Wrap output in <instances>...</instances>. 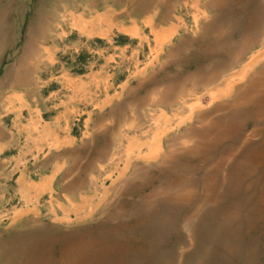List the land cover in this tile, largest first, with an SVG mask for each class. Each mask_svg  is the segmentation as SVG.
Here are the masks:
<instances>
[{
    "label": "rangeland",
    "instance_id": "obj_1",
    "mask_svg": "<svg viewBox=\"0 0 264 264\" xmlns=\"http://www.w3.org/2000/svg\"><path fill=\"white\" fill-rule=\"evenodd\" d=\"M211 1L173 0L161 21L160 6L136 13L129 0H0L4 121L12 117L5 115L8 98L23 94L41 104L62 66L80 73L77 56L83 63L88 48L107 41L131 47L120 67L129 78L123 103L105 116L114 124L105 126L78 157V180L72 182L78 189L69 190L98 198L109 188L110 201H61L70 221L60 223L49 216L14 222V204L0 201V264H59L65 259L63 264H264V216L253 213L264 164L242 176L239 191L235 187L238 163L264 139L252 134L258 127L264 131V120L252 119L256 105L218 110L236 98L237 88L245 84L240 75L264 51V45L254 44L233 63L239 43L252 37L251 27L262 18L258 10L264 9V0H228L209 7ZM105 13L113 16L110 24L88 35L72 25V16L90 20ZM257 26L254 39L260 40L263 18ZM231 84L239 85L230 91ZM161 114L168 116L166 131L171 132L156 141L163 131ZM239 116L247 121L241 135L223 139L227 129L234 132ZM207 128L209 138L204 139ZM121 134L148 143L141 155L153 156L159 143L164 155L157 161L134 160L138 152H126ZM233 147L238 153L230 162ZM110 172L114 175L107 177ZM251 183L254 190L248 189ZM12 249L18 250L13 262Z\"/></svg>",
    "mask_w": 264,
    "mask_h": 264
},
{
    "label": "crops",
    "instance_id": "obj_2",
    "mask_svg": "<svg viewBox=\"0 0 264 264\" xmlns=\"http://www.w3.org/2000/svg\"><path fill=\"white\" fill-rule=\"evenodd\" d=\"M129 48L114 41L88 48L83 63L77 56L76 68L80 73L62 66L51 79L41 104L28 100L23 94L7 99L5 115L12 117L6 121L0 117V201H12L16 207L14 222L38 221L43 216H50L52 223L67 222V209L64 210L61 201H110L109 188H104V195L98 198L83 193L75 195L69 190L78 189L75 182L72 183L78 180V157L100 136L105 126L114 124L105 116L123 103L129 78L125 73L127 69L120 67L126 58L124 52ZM159 117L160 123L164 121L163 131L157 132L156 141H162L161 135H165L163 132L169 123L167 115ZM130 125L132 129L134 125ZM121 139L128 143L126 152L134 156L138 152L134 160L157 161L164 155L160 143L153 156L141 155L147 142L127 134H121ZM113 175L110 172L107 177ZM58 210L64 213L59 215Z\"/></svg>",
    "mask_w": 264,
    "mask_h": 264
},
{
    "label": "bare ground",
    "instance_id": "obj_3",
    "mask_svg": "<svg viewBox=\"0 0 264 264\" xmlns=\"http://www.w3.org/2000/svg\"><path fill=\"white\" fill-rule=\"evenodd\" d=\"M76 1V0H74ZM136 1L137 0H129V7H132V11L133 12H136V13H142L144 12L145 10H148V9H152V7L158 5L160 6L162 9H163V12L164 14L161 16V21L167 19L168 15H169V12L171 10V8L174 6L173 4V0H141L140 1V4L136 7ZM228 0H212L210 2V4L208 5L209 7H221V6H224L226 3H227ZM48 2V0H47ZM54 3V1H53ZM205 3V2H204ZM52 4V3H51ZM207 4V3H206ZM262 4H263V8H264V1H262ZM110 5V4H109ZM201 5V4H200ZM37 6V5H36ZM49 6V5H48ZM51 6V5H50ZM82 7V6H81ZM115 7V6H114ZM207 7V6H206ZM51 8V7H50ZM112 8V7H111ZM191 8V7H190ZM201 8V7H200ZM204 8V7H203ZM49 9V8H48ZM109 9V8H108ZM116 10V9H115ZM151 11V10H150ZM70 12V11H69ZM93 12V11H91ZM104 12V11H103ZM47 13V12H46ZM71 13V12H70ZM82 13V12H81ZM176 13V12H175ZM148 14V13H147ZM156 14V12H155ZM258 14L260 16H262L263 20H264V9L263 10H258ZM60 15V14H59ZM62 15V14H61ZM91 16V15H90ZM89 16V17H90ZM153 16V15H152ZM173 16V15H172ZM64 17V16H63ZM29 18V17H28ZM27 18V19H28ZM31 18V17H30ZM71 18V17H70ZM113 18L112 15H109V14H102V15H95L94 17H92L90 20H86L85 19V16L82 15V16H72L71 20H72V25L77 27L79 30H81V32L85 35H88L90 34V32L94 31L97 29V26H108L111 22V19ZM261 18V20H262ZM67 19V18H66ZM131 19V18H130ZM147 19V18H146ZM151 19V18H150ZM174 19V18H173ZM144 20V19H143ZM172 20V18H171ZM176 21V19H174ZM257 20V25H259V22H261L260 18H256ZM206 21V20H205ZM209 21V20H208ZM129 22V21H128ZM148 22V21H146ZM172 22V21H170ZM56 23V22H55ZM69 23V22H68ZM151 23V21H150ZM166 23V22H165ZM229 23H227L226 25H228ZM69 25V24H68ZM170 25V24H169ZM257 25H253L251 27V31H250V36L252 37H249L248 38H245L243 41H241V43H239L238 45V48H237V54L233 60V63H237L242 57L243 55L245 54V52L250 48L252 47L254 44H262L264 45V36H261V41L258 40V39H254V35L256 34L257 30H259V26ZM70 26V25H69ZM125 25H123L124 27ZM141 26V25H140ZM60 27V25H59ZM163 27V26H162ZM72 28V27H71ZM110 28V26L108 27ZM173 28V27H172ZM228 28V27H227ZM140 29V28H139ZM138 30V29H136ZM220 30V29H219ZM228 30V29H227ZM106 31V30H105ZM115 31V30H114ZM175 31V30H174ZM218 31V29H217ZM125 32V31H124ZM141 32V31H140ZM151 32V31H150ZM161 32V31H160ZM264 32V31H263ZM94 33V32H93ZM92 33V34H93ZM15 34V33H14ZM172 34V32H171ZM94 35V34H93ZM151 35V34H150ZM177 35V34H176ZM179 35V34H178ZM161 36V34H160ZM175 36V35H174ZM86 37V36H85ZM139 37V36H138ZM148 37V36H147ZM163 37V36H162ZM164 37H166L164 35ZM141 38V37H140ZM145 38V37H144ZM81 41V40H80ZM140 41V40H139ZM156 41V40H155ZM157 42V41H156ZM142 43V42H141ZM113 46V45H112ZM111 47V46H110ZM158 47V46H157ZM182 48V47H181ZM111 50V49H110ZM120 51V50H119ZM185 51V50H184ZM252 51V50H251ZM34 52V51H33ZM110 52V51H108ZM140 58V57H139ZM262 60H264V51L263 52H259L257 55H255L251 62H249L248 66L244 69V73H242L240 75V79L244 82L245 81V84L242 86V87H238V85L236 84H231L230 85V91H234L235 88H237V93H236V98L233 99L230 103H228V105L226 104V106L224 107H219L218 110H227L229 108H235L236 110H244V109H249L250 106H254L256 108L255 112H253L252 114V119L254 120H258V121H262L264 120V64L261 65V68H260V71H256V66L259 64V62H261ZM6 63V62H5ZM140 64V63H139ZM48 66V65H47ZM236 66V65H235ZM111 68V67H110ZM147 68V67H145ZM51 73V72H50ZM64 74V73H63ZM69 74V73H68ZM56 75V74H55ZM238 75V74H236ZM62 77V76H60ZM190 78V76H189ZM65 79V78H63ZM70 79V78H69ZM71 80V79H70ZM76 83V82H74ZM68 84V83H67ZM72 84V83H71ZM78 85V84H77ZM82 85V84H81ZM80 85V86H81ZM67 86V85H66ZM65 87V86H64ZM68 89V88H67ZM73 89V88H72ZM81 89V87H80ZM71 90V89H69ZM199 91V89H198ZM80 94V93H79ZM213 95V93H212ZM78 96V95H77ZM212 97V96H211ZM78 98V97H76ZM9 103V102H8ZM261 105V106H260ZM261 107V108H259ZM22 110V109H21ZM24 110V109H23ZM21 114V113H20ZM243 116V115H242ZM249 117V116H247ZM18 119V118H17ZM44 119V118H43ZM39 120V119H38ZM15 124V123H14ZM13 124V125H14ZM32 124V123H31ZM30 124V125H31ZM42 124V123H41ZM218 124V123H217ZM247 124V121H246V118H244L242 120V118L239 116V119L236 123V126H235V130L234 132L229 129H227L226 131L223 132V139L224 138H228V137H236V139H238V136L241 135L245 125ZM227 125V124H225ZM223 125V126H225ZM216 126V125H215ZM23 127V126H22ZM37 128V127H36ZM227 128V126H226ZM225 127H223V130L226 129ZM257 128V127H256ZM32 129V128H31ZM35 130V129H34ZM219 130V129H218ZM263 129H260L258 127V129H254L253 130V136L254 137H257L259 136L260 134H262V136L264 137V131H262ZM37 131V130H36ZM32 132V131H31ZM44 132V130H43ZM42 132V133H43ZM209 133V129L207 128V130L204 132V139H206L208 137V134ZM215 133V132H214ZM11 134V133H10ZM219 134V133H218ZM37 135V134H36ZM35 135V136H36ZM125 135V134H124ZM42 137V136H41ZM123 137V136H122ZM206 137V138H205ZM214 137V136H213ZM217 137V136H216ZM55 138V137H54ZM126 138V136H125ZM209 138V137H208ZM215 138V137H214ZM42 139V138H41ZM51 139V138H50ZM127 139V138H126ZM213 139V138H212ZM38 140V139H37ZM122 140V139H121ZM216 140V139H215ZM39 141V140H38ZM134 142V141H133ZM210 142V140H209ZM248 142V141H247ZM244 143V146L242 149H244L248 143ZM213 143L214 140H213ZM128 144V143H127ZM253 143H250V145H252ZM212 145V144H211ZM214 145V144H213ZM130 147V145H129ZM207 147V146H206ZM4 148V147H3ZM141 148V147H140ZM249 147L246 148V150L248 149ZM13 150V149H12ZM5 151V150H4ZM203 151V150H202ZM19 152V151H18ZM238 152L235 150V147H233L231 150H230V153L228 154V158L227 160H230L231 158L234 157L235 154H237ZM104 160V159H103ZM4 161V160H3ZM24 161V160H23ZM103 162V161H102ZM231 162V160H230ZM223 163V162H222ZM221 164V163H220ZM264 164V139L261 140L260 142H258L256 145H252L250 146V148L248 149L247 153L243 156V159L238 163L237 165V169H238V172H240V174L238 175V177L236 178V189L239 191L241 189V186H242V176H244L245 174L247 175H252L253 172L257 169H259L260 167H262V165ZM217 166V165H216ZM220 167V166H219ZM221 169V168H220ZM246 169V170H245ZM218 171V170H217ZM89 172V171H88ZM6 173V172H5ZM85 174V173H84ZM224 175V174H223ZM93 181V180H92ZM26 182V181H25ZM222 182V181H221ZM24 183V182H23ZM22 183V184H23ZM254 183H251L249 186H248V189L251 188V186L253 185ZM211 186V184H209ZM8 186V185H7ZM21 186V184H20ZM254 186H252V189H253ZM19 188V187H18ZM22 188V187H21ZM25 189V188H24ZM250 190V189H249ZM254 190V189H253ZM252 190V191H253ZM17 191V190H16ZM80 192V191H79ZM72 193V192H71ZM172 193V192H171ZM174 195V194H173ZM255 195V194H253ZM170 201H172L171 199H169ZM256 202H255V209L253 210V213L255 214H258V215H262L264 216V184H263V188L260 189V194H259V197L258 199L256 198ZM46 203V202H45ZM57 203V202H56ZM174 203V202H173ZM69 204V203H68ZM170 204V203H169ZM26 205V204H25ZM50 206V205H49ZM170 206V205H169ZM180 207V206H179ZM234 207V206H233ZM51 208V206H50ZM59 208V207H58ZM205 208V207H204ZM55 209V208H54ZM73 209V208H72ZM82 209V207H81ZM44 210V209H43ZM56 210V209H55ZM63 210V209H62ZM64 210H65V207H64ZM88 210V209H87ZM203 210V209H202ZM83 211V210H81ZM91 211V210H90ZM135 211V210H134ZM45 212V211H44ZM51 213V212H50ZM58 213V212H57ZM78 213V212H77ZM89 213V212H88ZM17 214V213H16ZM54 214V213H53ZM75 214V212H74ZM135 214V213H134ZM136 216V215H135ZM166 216V215H165ZM50 217V216H49ZM79 218V217H78ZM87 218V217H86ZM46 219V218H45ZM48 219V218H47ZM54 219H57L56 217ZM62 219V218H61ZM64 219V218H63ZM89 219V218H88ZM123 219V218H122ZM34 220V219H33ZM44 220V219H43ZM80 220V219H79ZM86 220V219H85ZM118 220V219H117ZM29 221V220H27ZM64 221V220H63ZM66 221V220H65ZM70 221V220H68ZM82 221V220H81ZM80 221V222H81ZM119 221V220H118ZM117 221V222H118ZM191 221V220H190ZM26 222V221H24ZM41 222V221H40ZM43 222V221H42ZM190 223V222H189ZM194 223V221H193ZM12 224V223H11ZM28 224V223H27ZM71 224V223H69ZM114 224V223H113ZM134 224V223H132ZM131 224V225H132ZM262 224V223H261ZM22 225V224H20ZM32 225V224H31ZM80 225V224H79ZM194 225V224H193ZM33 226V225H32ZM78 226V225H77ZM15 227V226H14ZM107 227V226H106ZM184 227V226H183ZM76 228V227H75ZM189 228V227H188ZM15 229V228H14ZM23 229V228H22ZM20 230V229H19ZM18 230V231H19ZM132 231V230H131ZM5 232V230H4ZM187 234V233H186ZM192 236V234H191ZM264 237V236H263ZM3 239V238H2ZM87 241V240H86ZM89 241V240H88ZM189 241V240H188ZM187 241V243H188ZM1 242H4L1 240ZM8 242V241H7ZM12 243V242H11ZM191 243H192V240H191ZM3 245V244H2ZM71 245V244H69ZM192 245V244H191ZM192 249V248H191ZM185 251V250H183ZM6 252V250H5ZM182 252V251H181ZM185 253V252H184ZM179 254V253H178ZM6 256V255H5ZM18 256V250L16 249H12L11 250V261H15ZM2 259V257L0 258ZM4 259H6L4 257ZM3 262V261H2ZM1 262V263H2ZM9 263V262H8ZM59 264H63V263H67V259L64 260H61L60 262H58ZM178 263V262H177ZM7 264V263H5ZM46 264H49V263H46Z\"/></svg>",
    "mask_w": 264,
    "mask_h": 264
},
{
    "label": "trees",
    "instance_id": "obj_4",
    "mask_svg": "<svg viewBox=\"0 0 264 264\" xmlns=\"http://www.w3.org/2000/svg\"><path fill=\"white\" fill-rule=\"evenodd\" d=\"M118 42H120V43H126V41H124L123 39L118 40Z\"/></svg>",
    "mask_w": 264,
    "mask_h": 264
}]
</instances>
